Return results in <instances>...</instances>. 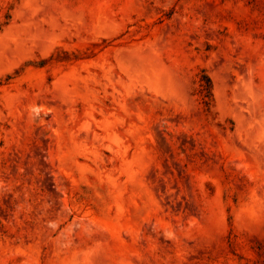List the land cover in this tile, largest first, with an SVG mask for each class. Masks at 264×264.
<instances>
[{
  "label": "rangeland",
  "instance_id": "374dc122",
  "mask_svg": "<svg viewBox=\"0 0 264 264\" xmlns=\"http://www.w3.org/2000/svg\"><path fill=\"white\" fill-rule=\"evenodd\" d=\"M0 264H264V0H0Z\"/></svg>",
  "mask_w": 264,
  "mask_h": 264
}]
</instances>
